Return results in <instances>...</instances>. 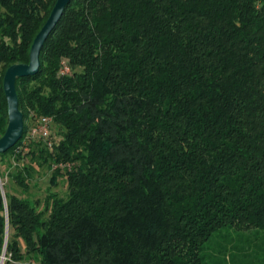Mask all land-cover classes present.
<instances>
[{
  "label": "trees",
  "instance_id": "trees-1",
  "mask_svg": "<svg viewBox=\"0 0 264 264\" xmlns=\"http://www.w3.org/2000/svg\"><path fill=\"white\" fill-rule=\"evenodd\" d=\"M56 2L0 0V138ZM40 60L0 154V263L264 264V0H72ZM44 117L52 149L27 137ZM36 168L69 190L43 210L12 191Z\"/></svg>",
  "mask_w": 264,
  "mask_h": 264
},
{
  "label": "water",
  "instance_id": "water-1",
  "mask_svg": "<svg viewBox=\"0 0 264 264\" xmlns=\"http://www.w3.org/2000/svg\"><path fill=\"white\" fill-rule=\"evenodd\" d=\"M71 1L57 0L46 23L34 39L29 63L12 65L4 75L3 90L8 106V126L5 134L0 138V154L11 150L23 138L25 131L24 115L19 107L16 81L18 78L34 76L40 71L41 50L52 31L60 22L66 7Z\"/></svg>",
  "mask_w": 264,
  "mask_h": 264
},
{
  "label": "rangeland",
  "instance_id": "rangeland-1",
  "mask_svg": "<svg viewBox=\"0 0 264 264\" xmlns=\"http://www.w3.org/2000/svg\"><path fill=\"white\" fill-rule=\"evenodd\" d=\"M52 133H53V135H55L54 130L52 131ZM56 139H55V141H56ZM8 163H11L13 165V167H17V166H23L24 161H21L18 163L14 160L13 157L7 156L5 163H4V164H6V168L2 169L4 174H6L8 171L7 170ZM59 168H62V170H65L66 168L67 169L72 168V166L69 167L68 165L67 166L63 165V167H59ZM51 174H52V172L49 171L47 168H43V169L36 168V171L33 172L32 180L30 181L29 190L26 193H23L24 192L23 189L16 186V185H12V191L15 192L19 196L29 198L31 201H33L34 204H36L38 210H43L46 206V201L50 195L58 194L60 197L66 198L68 193H69L65 177L59 178L57 185L52 186L50 184ZM0 181L2 183V180H0ZM10 182H11L10 179H8L5 176L4 184H7V185L11 184ZM4 184L1 185V188H3ZM7 190H8V188H7ZM2 194H3V197L5 198L4 189L2 190ZM223 234H227V231H224ZM230 234H231V237L234 239L233 242L237 243L238 247L241 248V246H243L244 243L241 245V242H237V238H238L237 233H233V230H231ZM248 234H249L248 232L244 233L245 238H247ZM260 236L262 237L263 235H260ZM218 240H219L218 244L222 243V241H223L219 238H218ZM258 242H260V240H258ZM213 247H214L213 245L209 246V248H211V249H213ZM5 253H6V249L4 250V255H2V257H1V263L0 264H4ZM260 253H261V250H260ZM228 254H232L233 256H236L238 254V250L237 249L229 250Z\"/></svg>",
  "mask_w": 264,
  "mask_h": 264
},
{
  "label": "built area",
  "instance_id": "built-area-1",
  "mask_svg": "<svg viewBox=\"0 0 264 264\" xmlns=\"http://www.w3.org/2000/svg\"><path fill=\"white\" fill-rule=\"evenodd\" d=\"M71 72V67L67 63H63L60 74L62 76H67L70 75ZM52 125L53 121L50 118L44 117L29 129L27 137L29 139H42L47 146L52 149L54 146V141L52 139Z\"/></svg>",
  "mask_w": 264,
  "mask_h": 264
}]
</instances>
